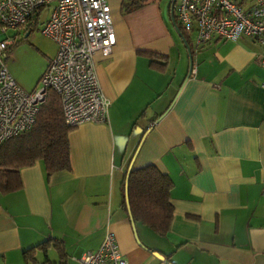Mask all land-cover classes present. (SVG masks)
Returning a JSON list of instances; mask_svg holds the SVG:
<instances>
[{"label": "crops", "instance_id": "crops-1", "mask_svg": "<svg viewBox=\"0 0 264 264\" xmlns=\"http://www.w3.org/2000/svg\"><path fill=\"white\" fill-rule=\"evenodd\" d=\"M106 1L116 43L93 65L108 120L69 132L70 170L47 175L38 160L19 169V190L0 192V264H82L106 232L128 264H264L262 47L213 37L194 48L191 33V75L159 3L122 13L123 0ZM132 158L173 182L163 236L133 230L121 204Z\"/></svg>", "mask_w": 264, "mask_h": 264}, {"label": "built area", "instance_id": "built-area-1", "mask_svg": "<svg viewBox=\"0 0 264 264\" xmlns=\"http://www.w3.org/2000/svg\"><path fill=\"white\" fill-rule=\"evenodd\" d=\"M50 7L42 35L56 51L33 90L26 91L4 63L14 38L9 31L30 34L41 10ZM173 16L185 35L194 33V48L215 37L253 39L262 47L264 67V0H175ZM111 9L106 0H0V144L29 130L41 104L54 92L67 127L106 123L109 102L96 77L94 56L109 57L116 43ZM191 67L189 74L193 75ZM264 89V81L260 84ZM100 246L80 258L82 264H128L112 232Z\"/></svg>", "mask_w": 264, "mask_h": 264}, {"label": "trees", "instance_id": "trees-1", "mask_svg": "<svg viewBox=\"0 0 264 264\" xmlns=\"http://www.w3.org/2000/svg\"><path fill=\"white\" fill-rule=\"evenodd\" d=\"M145 3L147 0H123L121 12L129 13L142 7ZM176 26L190 48L187 35L177 23ZM192 52V48H190V53L192 54ZM149 62L152 67L159 70H163L165 65V63L153 60ZM59 103V97L54 92H49L35 116L32 127L0 144L1 193H12L19 190L22 186L19 169L30 167L38 160L43 162V168L47 175L70 170L69 143L67 141L68 134L73 129L64 124ZM127 178V203H129L131 224L140 223L157 235H165L169 230L171 213H173L172 205L169 202L173 182L169 176L163 175L152 164L141 168H131ZM123 190L124 180L121 204L126 210Z\"/></svg>", "mask_w": 264, "mask_h": 264}, {"label": "rangeland", "instance_id": "rangeland-1", "mask_svg": "<svg viewBox=\"0 0 264 264\" xmlns=\"http://www.w3.org/2000/svg\"><path fill=\"white\" fill-rule=\"evenodd\" d=\"M159 3L165 20L169 21L171 0H147ZM50 7L41 10L37 27L27 37L24 32L9 31L8 36L14 38L13 46L7 50L3 61L13 81L26 91L33 90L42 75L45 65L54 56V42L41 34V24L47 19ZM170 22V21H169Z\"/></svg>", "mask_w": 264, "mask_h": 264}, {"label": "water", "instance_id": "water-1", "mask_svg": "<svg viewBox=\"0 0 264 264\" xmlns=\"http://www.w3.org/2000/svg\"><path fill=\"white\" fill-rule=\"evenodd\" d=\"M174 2H175V0H171V3H170V10L169 11H170L171 23H172L173 27L175 28L176 32L179 34L178 36H180L183 39V44L185 45L184 47L186 48V50L188 52V56H189L188 60L190 61L191 55H190L189 45H188L187 41L184 39V37L181 36L182 34L180 33L179 29L177 28L176 23H174L175 21H174V16H173V11H172L173 6H174ZM27 36H28V33H25L24 37H27ZM191 67H192V64H191V61H190V63H189V72L191 70ZM143 137H144V135L142 136V138ZM142 138H141V140H142ZM140 143H141V141H140ZM140 143H139V145H140ZM139 145L137 146L136 151L139 149ZM136 151H134L135 152L134 155L137 153ZM131 164H133V158H132L131 162L128 164V168L126 170V177H124L125 181H124V190L123 191H124V201H125L124 203H125L126 208H127V216L129 217L130 221L132 222L131 216L129 215L130 211H129V203H127L128 202V195H127V191H126V189L128 187V178H127V176H129V172H130V170L132 168ZM134 227L135 226L132 223V227L131 228L133 230H135ZM152 253L155 254V256H157L158 258L162 259V256H160L158 253H155V252H152Z\"/></svg>", "mask_w": 264, "mask_h": 264}]
</instances>
